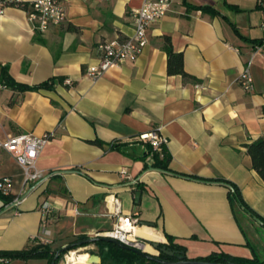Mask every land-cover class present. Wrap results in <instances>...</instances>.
I'll list each match as a JSON object with an SVG mask.
<instances>
[{
	"label": "crops",
	"instance_id": "obj_1",
	"mask_svg": "<svg viewBox=\"0 0 264 264\" xmlns=\"http://www.w3.org/2000/svg\"><path fill=\"white\" fill-rule=\"evenodd\" d=\"M60 2L66 19L44 33L34 30L25 9L9 6L0 17V79L6 70L29 86L51 77L73 83L19 91L0 82V138L54 132L36 160L43 173H54L46 182L25 181L13 157L0 154V177L11 178L9 202L0 197V251L33 244L44 202L52 207L53 249L103 233L115 221L107 200L114 195L122 213L139 212L147 253L157 255L152 243L170 236L187 259L216 252L264 264V222L217 181L235 184L264 219V179L244 147L264 137V0H173L148 27L138 56L96 80L85 70L100 58L98 43L131 35L130 12L142 0ZM164 36L196 81L167 73ZM256 46L262 51L249 66L253 90L245 91L239 74ZM153 130L167 140L172 171L153 167L151 147L138 139ZM122 169L130 178L120 176ZM16 197L22 199L13 205Z\"/></svg>",
	"mask_w": 264,
	"mask_h": 264
},
{
	"label": "built area",
	"instance_id": "obj_2",
	"mask_svg": "<svg viewBox=\"0 0 264 264\" xmlns=\"http://www.w3.org/2000/svg\"><path fill=\"white\" fill-rule=\"evenodd\" d=\"M173 0H142L140 7L130 12L132 21V34L121 40L101 41L97 48L100 58L95 65L88 66L85 73L93 80L98 79L102 74L116 66H119L125 60H134L148 43V27L162 18L172 6ZM9 6H15L27 10V20L33 24L35 31L44 33L51 26L59 25L66 19V11L60 0H32L24 2L23 0H0V17L4 15L5 9ZM261 28L264 29V21L261 22ZM261 46H256L253 50L250 60L239 74V82L243 90H253V77L249 66L253 59L261 52ZM69 84V80L64 81ZM54 132H47L42 135H35L31 132L6 134L0 138L1 152L9 153L17 164L23 169L25 181L46 182L54 173H43L36 167V160L44 146L53 138ZM139 140L148 142L151 147L149 155L161 153L166 146V138L159 132L153 130L138 137ZM120 176L130 178L127 172L120 170ZM11 178L0 177V193L7 195L10 193ZM22 198L16 197L12 204L16 205ZM108 212L115 217L112 229L100 233L112 237L122 244L145 251V243L142 238L135 233L134 229L139 226V212L133 210L131 213L124 214L121 210V204L117 197L108 195ZM41 221L37 234L31 237V241L42 244L50 243V230L48 229L49 218L51 217L52 207L44 202L40 206ZM72 252L65 254L64 262L57 264H67V258ZM89 256V253H86ZM0 262H7L0 258ZM82 264H87L83 262Z\"/></svg>",
	"mask_w": 264,
	"mask_h": 264
},
{
	"label": "trees",
	"instance_id": "obj_3",
	"mask_svg": "<svg viewBox=\"0 0 264 264\" xmlns=\"http://www.w3.org/2000/svg\"><path fill=\"white\" fill-rule=\"evenodd\" d=\"M193 7V6H192ZM199 10L206 11L208 8L205 7H198ZM213 13H216L214 10ZM162 49L167 54V73L170 75H180L183 80L185 81H196V78L193 76L187 74L183 69V56L180 52H175L173 50L171 40L169 36H164V42L162 44ZM0 82L3 83V85H6L7 87H10L12 89H17L19 91H26V90H51L53 89L54 85L64 83V77H51L49 80L43 81L41 83L29 86L24 85L21 83L16 82L13 80L6 70L3 71L2 77L0 79ZM73 83L64 84L65 87L71 86ZM91 143L101 144L99 140L91 141ZM244 147L246 148L247 154L251 158V163L253 169L257 171V173L260 175L262 179H264V137H261L251 143L245 144ZM171 156L167 152L166 147L162 149L161 153H153V167H156L158 169L164 170V171H172L169 168V162H170ZM185 176L195 178V179H201V180H210L204 177L191 175V174H183ZM217 181H222L224 183L229 184L230 191L229 196L233 199H235L239 204H241L246 210H248L251 214L258 217L262 222H264V219L260 218L244 201L241 196V193L238 189V187L223 179H217ZM10 194V193H9ZM9 194L4 195L0 193V197L2 199L6 200V203L9 202ZM88 238L85 235L78 236L74 241L78 240H84ZM72 241V242H74ZM96 247L95 252L97 255L100 256L101 262L100 264H160L155 261H149L145 258L139 256L138 254L121 248L117 246L114 243L110 242H104V241H96L94 243H90ZM88 244H84L82 246H86ZM160 246H165L166 249L170 251H175L176 253L173 256H168L167 254L163 253L162 251H158L157 256L159 258L165 259V260H177L179 257H182L183 259H187L185 255V248L184 246L178 244L175 242L170 236L167 237L166 243H160ZM148 247V246H147ZM149 248V247H148ZM58 249V248H57ZM55 250L53 249L49 244H42L40 242L33 241V244L28 246L27 248L16 250V251H0V258H4L7 260V262L0 264H9L14 259H20L27 261L29 259H44L46 260V264H50L53 260ZM60 259V256L57 258L55 264L58 263V260ZM194 259L198 260H206V261H216V262H237L239 264H261V261L257 260L256 258L252 259H240L234 256H230L226 253H210L207 256L204 257H196Z\"/></svg>",
	"mask_w": 264,
	"mask_h": 264
},
{
	"label": "water",
	"instance_id": "obj_4",
	"mask_svg": "<svg viewBox=\"0 0 264 264\" xmlns=\"http://www.w3.org/2000/svg\"><path fill=\"white\" fill-rule=\"evenodd\" d=\"M138 197H139V192L137 191L135 193V198L137 199ZM96 241H104V242L114 243L121 248L130 250V251L138 254L139 256L145 258L146 260L155 261V262L160 263V264H239L237 262H232V261L216 262V261L198 260V259H194V258L183 259L182 257H179L177 260H165V259L159 258L157 255L147 253L143 250L128 247V246L122 244L121 242H119L118 240H116L112 237L103 235V234H97L95 236L88 237L84 240H78V241L66 244L65 246H62V247L56 249L53 260L50 264H55L59 255L64 253L65 251H69L71 248L76 247V246H82L84 244H90V243H94ZM159 244H160V242H153L152 243L153 247L155 249H157V251H162L163 253L167 254L168 256H173L176 253L175 251H170V250L166 249L165 246H160ZM100 261H101V258L99 255L89 254L86 262H87V264H97Z\"/></svg>",
	"mask_w": 264,
	"mask_h": 264
},
{
	"label": "rangeland",
	"instance_id": "obj_5",
	"mask_svg": "<svg viewBox=\"0 0 264 264\" xmlns=\"http://www.w3.org/2000/svg\"><path fill=\"white\" fill-rule=\"evenodd\" d=\"M111 229L112 228H110L109 230H111ZM69 251L70 252H76V253L86 252V253H89L90 254V252L96 251V247L93 246L92 244H88L86 246H76V247H73ZM69 251H65L64 253H62V254L59 255L60 256V259L58 260V263L59 262H64V256H65V254L68 255V252ZM38 260H40V259H33L31 262H29V264H40L41 261H38Z\"/></svg>",
	"mask_w": 264,
	"mask_h": 264
},
{
	"label": "bare ground",
	"instance_id": "obj_6",
	"mask_svg": "<svg viewBox=\"0 0 264 264\" xmlns=\"http://www.w3.org/2000/svg\"><path fill=\"white\" fill-rule=\"evenodd\" d=\"M143 229L141 228H135L134 231L136 234H141L143 233L142 231ZM145 248H147V246H145ZM88 259V256L86 254V252H81V253H76V252H72L68 258H67V264H82L83 262H86Z\"/></svg>",
	"mask_w": 264,
	"mask_h": 264
}]
</instances>
